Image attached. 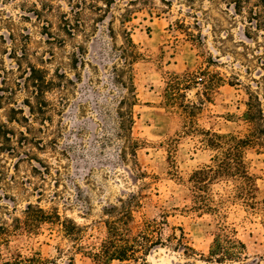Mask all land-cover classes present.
<instances>
[{
	"label": "rangeland",
	"instance_id": "374dc122",
	"mask_svg": "<svg viewBox=\"0 0 264 264\" xmlns=\"http://www.w3.org/2000/svg\"><path fill=\"white\" fill-rule=\"evenodd\" d=\"M68 1L0 0V120L6 121L10 107L22 108L31 128L22 145L13 138V151L0 142V226L11 228L30 203L56 208L83 226L82 243L94 246L104 234L103 208L139 193L142 208L136 218L166 222L163 240L180 228L195 251L165 242L150 251L146 264H264V210L235 203L215 214L192 207L188 178L210 163L213 151L201 146L198 136L184 133L183 115L163 97L170 75L192 73L198 83L186 95L200 105L198 126L247 134L243 113L249 93L264 112V0H115L105 12L84 9L79 18L84 27L72 37L58 28L59 13L70 11ZM45 2L53 11L36 18L32 9ZM123 28L142 54L132 65L138 99L131 131L139 141L135 158L118 135L117 110L127 97L114 72L121 65ZM30 66L45 70L48 78L66 75L45 94L47 118L30 115L23 103ZM210 78L215 86L205 98L201 82L206 85ZM21 125L9 124L26 133ZM244 156L261 202L264 149L249 147ZM222 187L213 188L222 193ZM218 222L232 227L244 244L240 261L208 262L201 256L208 254ZM74 245L48 224L33 232L17 229L6 240L0 236V260L37 252L43 264H94Z\"/></svg>",
	"mask_w": 264,
	"mask_h": 264
},
{
	"label": "trees",
	"instance_id": "16d2710c",
	"mask_svg": "<svg viewBox=\"0 0 264 264\" xmlns=\"http://www.w3.org/2000/svg\"><path fill=\"white\" fill-rule=\"evenodd\" d=\"M115 0H69L70 13L60 12L58 16V28L66 36L72 37L75 31H81L84 27L80 21L84 9L96 13L105 12ZM101 4V5H100ZM53 11L52 3H42L40 8L34 7L32 12L36 18H44V13ZM50 24L49 21H46ZM123 24V23H122ZM46 27V26H44ZM48 34H51L49 31ZM123 41L119 47L120 66H114L116 82L126 91L127 97L119 102L117 110L119 117L118 135L125 140L126 148L132 158L136 157V149L139 141L132 136V125L134 123V105L137 104L135 86L132 77V65L142 54L133 42L129 31L122 29ZM53 39H57L53 37ZM63 42L64 38H58ZM66 78L64 73L57 72L54 78H48L45 70L36 66H30L23 85L29 96L24 100L30 115H40L47 118L48 101L46 92L60 86L61 78ZM209 78V77H208ZM198 77L192 73L184 75H170L164 88V102L167 106L178 109L184 117V133L186 135L198 136V142L206 149L213 151L209 164L195 169L188 178V190L192 207L206 213L219 214L220 210L229 204L240 203L251 210H264V199L259 202L257 198V185L254 176L249 172L245 162V151L249 147H260L264 149V112L256 95L249 93L246 101V110L243 120L248 123L247 134L218 133L216 131L202 129L196 121V113L200 105L189 100L186 90L193 84L198 83ZM70 79L67 78V81ZM207 82V81H205ZM201 82L205 88L204 97L208 98V91L215 86L214 79H208V83ZM2 100V99H0ZM12 100V98L10 99ZM200 101H203L200 98ZM201 103V102H200ZM2 102H0V108ZM124 106V107H123ZM21 114V118L17 115ZM25 122L26 125H21ZM10 123L24 126L25 131H17L10 127ZM30 122L23 115V109L10 107L6 121L0 120V142L12 148V140L16 139L17 146L29 140ZM18 134V135H17ZM24 140V141H22ZM9 150V149H7ZM125 158V157H124ZM139 174L143 173L139 171ZM215 185H223L222 193L214 191ZM261 204V206H259ZM142 208V200L139 193H130L120 197L117 203L103 208L105 219L102 221L104 234L97 245L89 246L82 243L86 238L85 228L79 226L68 217H62L56 208L46 210L39 205L27 204L23 210V218L16 217L11 228L0 226V236L7 239L13 230L22 229L26 232L37 230L42 224L56 227L67 238L73 241L75 250L89 257L94 264H107L113 260L139 261L146 264V258L154 247L163 246L165 242L174 244L173 248L182 247L185 252L194 249L184 241V234L172 232L164 240L162 238V224L166 223L156 219H137L136 215ZM245 246L235 236L234 229L223 222H218L217 231L209 246L208 254L201 255L208 262H235L240 261L244 255ZM188 254V253H187ZM44 260L39 253L35 252L30 257L16 255L12 259H2L0 264H43Z\"/></svg>",
	"mask_w": 264,
	"mask_h": 264
}]
</instances>
